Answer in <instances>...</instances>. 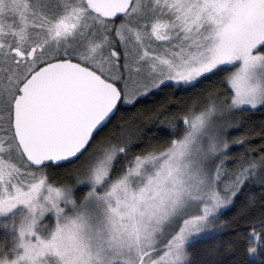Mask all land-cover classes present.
Listing matches in <instances>:
<instances>
[{
    "label": "snow or ice",
    "instance_id": "6c2138e0",
    "mask_svg": "<svg viewBox=\"0 0 264 264\" xmlns=\"http://www.w3.org/2000/svg\"><path fill=\"white\" fill-rule=\"evenodd\" d=\"M0 264H264V0H0Z\"/></svg>",
    "mask_w": 264,
    "mask_h": 264
}]
</instances>
